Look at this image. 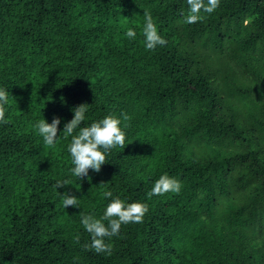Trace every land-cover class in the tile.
Listing matches in <instances>:
<instances>
[{
	"label": "trees",
	"instance_id": "trees-1",
	"mask_svg": "<svg viewBox=\"0 0 264 264\" xmlns=\"http://www.w3.org/2000/svg\"><path fill=\"white\" fill-rule=\"evenodd\" d=\"M0 264H264V0H0Z\"/></svg>",
	"mask_w": 264,
	"mask_h": 264
}]
</instances>
